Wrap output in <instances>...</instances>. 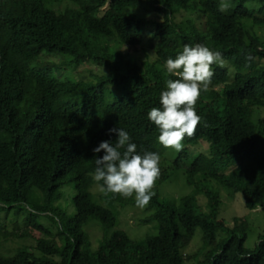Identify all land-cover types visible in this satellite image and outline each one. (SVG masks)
Returning a JSON list of instances; mask_svg holds the SVG:
<instances>
[{
  "label": "trees",
  "instance_id": "obj_1",
  "mask_svg": "<svg viewBox=\"0 0 264 264\" xmlns=\"http://www.w3.org/2000/svg\"><path fill=\"white\" fill-rule=\"evenodd\" d=\"M224 2L222 13L221 0H0V217L15 225L8 232L0 221V264H183L196 230L206 249L199 264H264V237L248 250L245 221L229 226L219 218L221 191L239 193L246 210L264 213V0ZM197 43L220 51L224 66L212 65L209 88L195 105L200 123L177 152L158 142L147 113L176 78L165 60ZM122 46H146L153 60L141 65L119 52ZM44 55L65 61L55 65ZM88 61L106 72L82 81L59 71ZM108 86L120 97L106 101ZM113 127L129 133L139 154L160 156L141 220L154 232L140 240L121 230L106 237L118 208L137 207L134 196L102 193L96 202L89 191L98 186L95 158L104 154L93 149L115 143ZM198 144L207 152L189 156ZM179 170L193 191L168 200L158 188ZM68 183L73 213L58 204ZM20 217L39 235L32 250L7 252L4 245L20 237ZM90 221L103 233L96 249L85 231Z\"/></svg>",
  "mask_w": 264,
  "mask_h": 264
},
{
  "label": "clouds",
  "instance_id": "obj_2",
  "mask_svg": "<svg viewBox=\"0 0 264 264\" xmlns=\"http://www.w3.org/2000/svg\"><path fill=\"white\" fill-rule=\"evenodd\" d=\"M228 9L229 4L221 0L218 11L224 13ZM245 59L251 61L253 57L246 54ZM214 64L224 66L223 54L200 43L194 46L185 44L174 59L165 60L164 69L176 78L166 81V89L159 97L160 106L147 113L148 120L159 130L157 139L164 148L179 152L183 149L185 137L195 135L201 120L195 105L201 93L209 88ZM109 134L116 135L115 143L101 141L93 149L94 153H104L95 158L93 180L101 193L119 194L124 198L134 196L136 206L143 208L154 194L152 189L160 175V156L151 151L139 154L137 145L122 128L113 127Z\"/></svg>",
  "mask_w": 264,
  "mask_h": 264
},
{
  "label": "rangeland",
  "instance_id": "obj_3",
  "mask_svg": "<svg viewBox=\"0 0 264 264\" xmlns=\"http://www.w3.org/2000/svg\"><path fill=\"white\" fill-rule=\"evenodd\" d=\"M140 15H143L149 19H160L156 14L149 11H147V13H144L141 9ZM184 16L185 14H183V17ZM118 50L119 52L132 57L141 65L145 62H152L153 60V54L146 46H139L136 48H127L122 46ZM42 57H45L49 62L52 61V64L60 66L62 65V63H64L63 61H65L62 56L44 55ZM71 68L72 66H70V68H68L67 70L59 69V71L63 76L66 75L82 81H90L93 79L92 77L94 75L100 76L106 72L104 68L96 66L91 61L82 64V66L72 71ZM229 75H232L231 71L229 72ZM104 91V98L106 101H111L113 98L120 97V93L114 91L110 86L105 88ZM258 115L264 118V113H258ZM188 152L189 156L198 153L204 154L205 152H207V145L198 144L194 147L189 148ZM59 191L62 193V198L60 199L58 204L63 208L65 207L68 213H73L71 201L74 192L72 184H66L64 187L60 188ZM89 191L93 196V200L98 202L97 197L102 194L99 190V187L94 184ZM192 191L193 189L185 184L182 170L173 171L171 173L170 179L158 188L159 194L167 198L168 200H178L182 196L190 195ZM197 199L199 205L203 206V204L205 203V198L202 196H198ZM220 201L221 204L219 207V218L229 226H232L233 219H242L243 221H245L246 240L244 242V247L248 250H252L258 243V238L264 237V213L260 210V208H257L253 211L246 210L243 204L242 197L239 193L235 195H229L226 191H221ZM118 209V224L113 229L109 230L106 237H108L114 230H121L124 231L131 239L140 240L143 239L146 235H150L154 232L152 224L145 225L141 223V220L145 218L143 208L127 207L124 209ZM203 209L205 210V205ZM11 220L12 218L10 216L5 217V219L3 215H1L0 217V221H3L8 232L14 231L15 225ZM41 224L46 226L45 222H41ZM17 226V233L20 237L15 238L14 241L7 242L4 245L5 250L7 252H11L13 248L19 246H26L32 250L34 248V238L38 237V232L22 222L21 217L17 223ZM85 231L89 235L92 249H96L103 237L101 229L99 228L97 223L90 221L85 227ZM52 233L54 236H56V231L54 229H52ZM205 250L206 249L202 247L201 233L199 230H196L193 233L189 245L183 252L184 256L188 258L183 262V264H199L204 258Z\"/></svg>",
  "mask_w": 264,
  "mask_h": 264
}]
</instances>
